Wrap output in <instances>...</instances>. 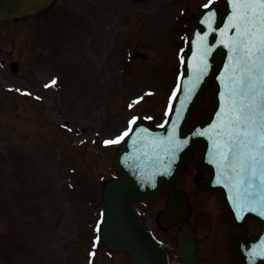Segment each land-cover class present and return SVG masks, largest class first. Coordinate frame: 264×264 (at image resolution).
Here are the masks:
<instances>
[{"label": "rangeland", "instance_id": "rangeland-1", "mask_svg": "<svg viewBox=\"0 0 264 264\" xmlns=\"http://www.w3.org/2000/svg\"><path fill=\"white\" fill-rule=\"evenodd\" d=\"M59 0L58 2H60ZM79 3L80 0H72V3ZM82 4V3H81ZM151 4L155 7L158 5V0H154ZM93 8L89 10V6ZM61 6V5H60ZM73 9L78 13L77 19H75V32L74 37L79 36L82 28L85 25V16L82 12V9L73 4ZM50 10H54V7ZM100 12V4L99 0H86V27L87 29L93 28L96 32H98L96 23L99 18ZM59 19L55 16L50 21L56 23L57 28L63 29L64 32H68L66 29L70 27L69 18L65 14L63 19L58 21ZM57 21V22H56ZM68 23V27L66 25ZM50 23L48 21H44V17L41 15L33 14L31 16L26 17L25 20H14V21H0V46L9 47L11 44V38H16L17 41L18 34L26 35V40L30 39L33 45H36L39 42L38 34L41 29L46 31ZM43 35V34H39ZM65 42L68 41L67 38L64 37L62 33L58 35ZM10 42V43H9ZM75 44V62L76 66L79 68L82 67V59L77 55L80 46L83 44L82 41L74 40ZM39 44V43H38ZM90 48V40L86 41V74L88 66L91 67V60L93 59L92 54L89 52ZM78 58V59H77ZM82 73V76H81ZM80 75L75 74V83L82 87L83 83V72L81 71ZM15 82H19V79H12ZM149 84V83H148ZM148 84H143L148 85ZM150 85V84H149ZM155 88H163L164 83H155L153 84ZM132 93H136V91H132L131 88H126L124 93L122 92L119 98L115 100L117 104L113 107L119 108L118 117L116 118V112H113L108 118L114 120L108 127L107 123H104L102 129H106L108 134L114 133V131H119L120 127H124L126 123L125 115L122 107L125 105L126 97ZM6 94V92H5ZM124 94V96H123ZM7 98L5 97L3 106L0 108V203L7 201V197L10 195L14 201L15 198H19L15 196L18 193L19 188L23 191L25 187L29 186L30 183H37V192L35 197L40 200V202H44V207L46 204L51 202H60L67 201L70 199L69 195L62 194L58 192L56 195L53 194L52 188H50V184L56 178V174H59L63 177V170L60 168L62 165L66 164V160L63 162L60 158L62 154L67 155L68 163L74 166V169L78 170L75 172V181L84 183L86 180V187L80 188L79 190H75V194H73L74 205L72 209H68L65 205L64 209L60 210V215L64 217V219H68L71 221L73 226L75 241L79 244L77 245L78 249L75 250V261L82 260V255L85 249L88 247V244H91V236L92 232V224L95 221L97 216V211L99 209V198L97 194L92 193L93 191L98 192L100 184L95 181H100V176H109L110 171H112L113 167V155L110 153H106V151H113L112 148H107L104 150L96 146L92 143H89L88 132L84 134L85 136H80L79 140L83 138L87 139L86 141V158L83 157L84 149L79 150L78 147L73 148V144L71 142L68 143V140L62 136V134L57 131V129L52 125L51 116H48L47 120H43L40 118L38 114L24 112L23 102L21 98H19L18 94L7 93ZM96 95H100L96 94ZM75 97L74 99V115L75 120L79 121L81 125L89 126V128H95V131H98V128L101 127L102 123L96 125L104 113V109L101 108L104 101L108 99L107 95H102L101 97L93 96L91 98L86 97V108L85 103L83 104L82 97ZM165 98L161 97V95L154 96V110L157 114L158 118L162 111L163 106L165 104ZM208 100L206 97L205 101ZM111 99H108L110 102ZM120 105H122L120 107ZM100 108L98 114L95 115L96 111ZM150 109L151 108H145ZM86 111V113H85ZM46 115V114H45ZM78 116V119H77ZM123 116V117H122ZM122 117V118H121ZM159 119V118H158ZM74 139V143L77 139ZM23 140V141H22ZM25 142H29V145H26ZM58 143H61L64 148L59 149ZM78 146V145H74ZM16 149L15 151H13ZM13 151V152H12ZM5 155H12L13 159L17 161L23 157L25 159L23 165L25 169L23 171L24 176L20 175V178L16 177L17 172L9 169L8 161L6 158H3ZM30 158H27L28 156ZM96 156V160L90 162V156ZM33 157H35V161H33ZM12 160V159H11ZM38 164V165H37ZM100 166V169H99ZM91 167V168H90ZM48 174H45V172ZM66 171V170H65ZM92 179L93 181L88 185V180ZM99 179V180H98ZM18 181H20V187L18 185ZM31 181V182H30ZM43 182V186L41 184ZM16 186V188H15ZM59 186V184H58ZM41 187V188H40ZM11 188V189H10ZM21 194V192H19ZM39 194V195H38ZM72 196V195H71ZM72 202V201H71ZM160 204V203H159ZM157 204V205H159ZM41 205V206H43ZM0 205V230L4 228V207ZM146 212L154 211V207H144L140 206ZM157 208V207H156ZM3 214V216H2ZM34 220H36L34 218ZM198 227L199 233L202 236L210 235H218L222 236V240L228 241L230 238L234 236V231L231 230L230 221L227 215L222 213H212L211 219L207 217L206 212L203 210L196 211V214L193 219ZM37 221H34L30 227L24 230L23 233L27 235L29 239H33V246H40L37 231H36ZM67 227V224L64 226ZM253 228L256 229L257 225H253ZM175 229H168L162 233L166 238L169 235L174 234ZM90 239V240H89ZM47 242L54 246L53 238L47 236ZM48 244V245H49ZM46 250V245H42ZM50 246L47 251L50 250ZM9 257V256H8ZM7 258V257H6ZM3 259L0 261V264H8L7 259ZM54 258L51 253H44L41 258H36V256H32L28 260L26 259H15L16 264H50L53 262ZM13 264V263H11ZM78 264V263H76ZM87 264V263H86ZM95 264H130V261L126 257L125 254H114L110 257L105 253V250L102 248L99 255L97 256Z\"/></svg>", "mask_w": 264, "mask_h": 264}, {"label": "snow or ice", "instance_id": "snow-or-ice-1", "mask_svg": "<svg viewBox=\"0 0 264 264\" xmlns=\"http://www.w3.org/2000/svg\"><path fill=\"white\" fill-rule=\"evenodd\" d=\"M212 2L209 0V4ZM232 2L237 9L229 27L238 34L234 41L237 55L232 67L226 113L229 118L224 124L221 158L227 161L231 157L229 166L236 173L237 185L251 196V190L257 187L264 192V0ZM135 120L134 117L129 121V131ZM128 134L126 131L104 143H118Z\"/></svg>", "mask_w": 264, "mask_h": 264}, {"label": "water", "instance_id": "water-1", "mask_svg": "<svg viewBox=\"0 0 264 264\" xmlns=\"http://www.w3.org/2000/svg\"><path fill=\"white\" fill-rule=\"evenodd\" d=\"M43 1L45 0H0V12H20ZM235 5L236 4H233L230 0L228 3H226L225 0L223 8L220 9L217 7V10L223 11L225 13L224 15H227V11L235 10ZM222 23L223 19L219 22L218 27H221ZM230 30L231 28L227 23V31L230 32ZM234 31L236 34L235 29ZM221 48H223V42L221 43ZM221 48L216 53V57L221 55ZM213 112V110L207 112L198 124L205 125V123L209 122L211 117L212 120L215 119L216 114L213 115ZM189 115L190 112H188L186 120ZM166 129L167 126L164 127L162 131L166 133ZM182 135H186L183 130ZM191 144L192 147L204 146V143L201 142L199 138H194ZM204 152L205 150L203 153ZM186 153L187 152L183 153V156L186 155ZM180 166L181 165L177 167L179 168ZM122 167L123 166H121V168ZM209 167L211 168V166ZM122 172L124 175H129V178H127L126 181H115L112 187H110V197L106 200L109 207L106 226H108V231H110L115 238L113 242L116 243L117 241L118 247L128 250L133 257L135 264H166L163 249L147 237L146 230L139 217L134 218L132 215V208L130 205L132 198L135 199L144 196L145 199L152 200L157 192L155 193L152 187L146 188V184L141 177H139L138 180L133 177L131 173L128 174L126 169ZM161 182L166 183L164 179H161ZM112 200H116V205L112 203ZM184 211H186V208ZM173 212H175V210L171 207L168 215H172ZM176 219H178L177 214L170 217L168 221L173 223Z\"/></svg>", "mask_w": 264, "mask_h": 264}]
</instances>
